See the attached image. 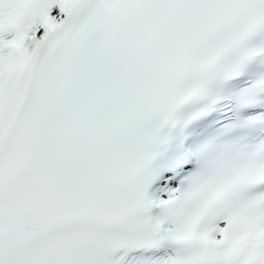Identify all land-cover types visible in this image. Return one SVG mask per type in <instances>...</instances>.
<instances>
[{"label":"snow or ice","instance_id":"1","mask_svg":"<svg viewBox=\"0 0 264 264\" xmlns=\"http://www.w3.org/2000/svg\"><path fill=\"white\" fill-rule=\"evenodd\" d=\"M0 264H264V0H0Z\"/></svg>","mask_w":264,"mask_h":264}]
</instances>
